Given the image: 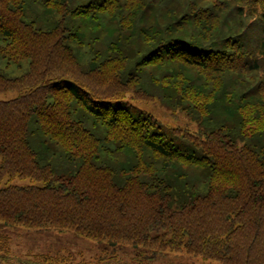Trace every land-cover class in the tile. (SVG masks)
<instances>
[{
    "label": "trees",
    "instance_id": "obj_1",
    "mask_svg": "<svg viewBox=\"0 0 264 264\" xmlns=\"http://www.w3.org/2000/svg\"><path fill=\"white\" fill-rule=\"evenodd\" d=\"M0 220L104 242L0 264L166 250L264 264V0H0ZM198 124L165 126L127 98Z\"/></svg>",
    "mask_w": 264,
    "mask_h": 264
},
{
    "label": "rangeland",
    "instance_id": "obj_2",
    "mask_svg": "<svg viewBox=\"0 0 264 264\" xmlns=\"http://www.w3.org/2000/svg\"><path fill=\"white\" fill-rule=\"evenodd\" d=\"M17 95L16 91L0 93V99H9ZM127 98L138 105L141 109L153 114L165 126L178 127L195 133L199 130L198 124L185 116L179 110H171L159 100L135 99L131 94ZM40 184L29 177L4 178L0 187L7 185ZM0 232L10 238V250L13 256H23L33 253L71 254L74 263L82 260H94L104 248V242H98L83 237L70 230H33L21 225H9L0 220ZM110 255L115 256L113 261H127L129 264H220L219 262L203 260L199 255H192L182 251L166 250L165 255L158 259H134V248L131 246L118 245L116 250L109 249ZM14 264V263H11Z\"/></svg>",
    "mask_w": 264,
    "mask_h": 264
}]
</instances>
